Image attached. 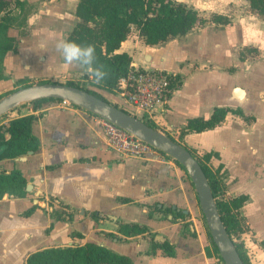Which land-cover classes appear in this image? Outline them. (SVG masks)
Here are the masks:
<instances>
[{
    "label": "crops",
    "instance_id": "obj_1",
    "mask_svg": "<svg viewBox=\"0 0 264 264\" xmlns=\"http://www.w3.org/2000/svg\"><path fill=\"white\" fill-rule=\"evenodd\" d=\"M9 1L12 21L0 53V96L20 83L89 78L56 50L78 20L79 0ZM203 2L201 16L211 11L227 21L203 15L208 20L185 35L156 44H147L133 25L116 52H127L131 64L176 76L178 86L156 128L204 160L220 183V199L242 198V232L235 238L250 264H264V17L248 0ZM91 88L123 105L117 94ZM219 108L227 112L214 126L187 129L189 120H207ZM30 114L39 149L0 162L6 172L19 169L29 188L24 196L0 198V264H27L36 251L87 242L126 255L131 264L214 263L196 190L173 158L122 156L106 145L96 114L54 101L25 103L1 116L6 138L9 121ZM133 222L148 230L133 236L118 232L121 223ZM152 241L170 242L173 255L159 247L150 253Z\"/></svg>",
    "mask_w": 264,
    "mask_h": 264
},
{
    "label": "trees",
    "instance_id": "obj_2",
    "mask_svg": "<svg viewBox=\"0 0 264 264\" xmlns=\"http://www.w3.org/2000/svg\"><path fill=\"white\" fill-rule=\"evenodd\" d=\"M15 2L16 4L21 3L20 0H15ZM248 2L252 10L264 17V0H248ZM11 12L10 1L0 0V53L7 47L3 38L11 25ZM75 15L78 20L69 32L66 41L95 46L98 63L104 64L109 74L99 84L95 83L89 74H87V77L90 79L91 86L108 93H115L120 77L128 72L132 62V57L127 52H116V50L120 48L121 43L128 37L133 25L138 28L140 35L147 44H156L170 36L185 35L196 23L208 20L201 16L193 6L177 0H79ZM210 19L217 22L227 21L224 16L219 14H213ZM68 84L85 88L96 96L107 100L101 92L94 88L83 87L74 82H69ZM54 100L41 99L31 103L38 106L42 102ZM226 112L227 109L219 108L207 120L201 118L191 119L187 124V129L201 131L212 127L224 118ZM34 120L35 116L31 114L11 119L7 128L9 132V137L7 138L0 127V162L4 159H14L29 151L35 152L39 149L40 141L32 132ZM145 122L156 127L152 122ZM171 137L174 139L173 136ZM191 152L194 154L193 151ZM206 158L208 157L206 156ZM198 160L209 180L226 229L234 241L244 264H250L242 243L235 241V237H240L242 232L239 209L243 200L242 198H234L231 201L220 199L221 186L218 179L210 171L203 159L198 158ZM26 186L27 180L19 169L6 172V170L0 168V198L6 193L24 196L27 193ZM148 206L158 209L157 204H148ZM150 217H152L151 213ZM147 230V225L134 222L121 223L118 227V232L126 236L142 234ZM106 235L116 236L113 232L106 233ZM211 242L214 252L217 253L218 249L212 239ZM158 247L162 249L165 255H173V246L168 241H152V249L149 252L155 253ZM131 262L130 257L94 242H87L83 245L76 244L69 247L42 249L32 253L27 259V264H131Z\"/></svg>",
    "mask_w": 264,
    "mask_h": 264
},
{
    "label": "water",
    "instance_id": "obj_3",
    "mask_svg": "<svg viewBox=\"0 0 264 264\" xmlns=\"http://www.w3.org/2000/svg\"><path fill=\"white\" fill-rule=\"evenodd\" d=\"M41 99L67 100L115 123L176 160L185 169L194 185L211 239L224 264H244L221 219L216 198L202 165L187 147L158 128L85 88L60 82L33 83L3 95L0 97V117L22 104ZM31 153L32 151H29V154Z\"/></svg>",
    "mask_w": 264,
    "mask_h": 264
},
{
    "label": "built area",
    "instance_id": "obj_4",
    "mask_svg": "<svg viewBox=\"0 0 264 264\" xmlns=\"http://www.w3.org/2000/svg\"><path fill=\"white\" fill-rule=\"evenodd\" d=\"M63 78L75 80V77L64 76ZM177 86L178 80L170 71L130 64L128 72L120 77L115 92L123 101V105L119 107L143 121H149L158 126L169 98ZM54 102L60 107L74 105L63 99H55ZM96 116L102 127L106 145L120 155L125 157L168 156L115 123ZM235 241L239 240L235 238ZM213 260V264L224 263L219 252L215 253Z\"/></svg>",
    "mask_w": 264,
    "mask_h": 264
},
{
    "label": "clouds",
    "instance_id": "obj_5",
    "mask_svg": "<svg viewBox=\"0 0 264 264\" xmlns=\"http://www.w3.org/2000/svg\"><path fill=\"white\" fill-rule=\"evenodd\" d=\"M42 50L45 51L43 47ZM56 50L62 54L65 62L78 65L95 83L99 84L107 78L108 70L104 64L98 63L94 45H81L74 41L62 40L56 44Z\"/></svg>",
    "mask_w": 264,
    "mask_h": 264
},
{
    "label": "rangeland",
    "instance_id": "obj_6",
    "mask_svg": "<svg viewBox=\"0 0 264 264\" xmlns=\"http://www.w3.org/2000/svg\"><path fill=\"white\" fill-rule=\"evenodd\" d=\"M182 1L183 2H186L190 6H193L194 8L197 7V11H199V12H201V10H204V8H202V6H201L202 4H204V2H203L204 0H182ZM191 2L195 3V5H193ZM211 14H213V13H211V11H209L207 13H202V16L203 15H207V16L210 15V16H212ZM57 78L58 79L56 81H52V80H38L37 82H34V83H40V82L50 81V82H60V83H66V84H68L69 82H74V83L77 82L79 85H82L83 87H87V88H90L91 87L90 80H88V78H87V80L86 79L81 80V78H80V80H78L77 78H74L75 79L74 81L73 80L71 81L69 79H64L63 77H61V78L60 77H57ZM18 85H19V87L22 86L21 83L18 84ZM19 87H17V88H19ZM17 88H15V89H17ZM15 89H13V90H15ZM115 94H116V92H115ZM0 97H2V96H0ZM175 138H176V136H175Z\"/></svg>",
    "mask_w": 264,
    "mask_h": 264
}]
</instances>
